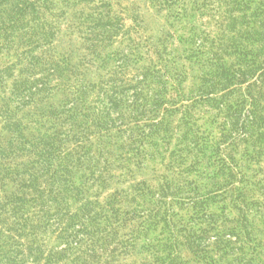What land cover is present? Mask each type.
<instances>
[{
  "label": "trees",
  "instance_id": "16d2710c",
  "mask_svg": "<svg viewBox=\"0 0 264 264\" xmlns=\"http://www.w3.org/2000/svg\"><path fill=\"white\" fill-rule=\"evenodd\" d=\"M0 264H264V0H0Z\"/></svg>",
  "mask_w": 264,
  "mask_h": 264
},
{
  "label": "rangeland",
  "instance_id": "374dc122",
  "mask_svg": "<svg viewBox=\"0 0 264 264\" xmlns=\"http://www.w3.org/2000/svg\"><path fill=\"white\" fill-rule=\"evenodd\" d=\"M159 169H160V170H163V167H162V166H159Z\"/></svg>",
  "mask_w": 264,
  "mask_h": 264
}]
</instances>
